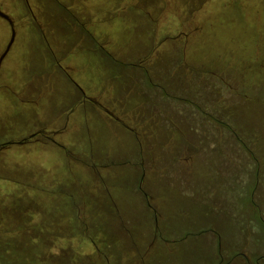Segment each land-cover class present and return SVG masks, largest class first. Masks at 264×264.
<instances>
[{
	"label": "rangeland",
	"instance_id": "rangeland-1",
	"mask_svg": "<svg viewBox=\"0 0 264 264\" xmlns=\"http://www.w3.org/2000/svg\"><path fill=\"white\" fill-rule=\"evenodd\" d=\"M62 1L0 0L18 26L12 30L0 17V58L15 35L0 59V177L12 181L0 178V264H216L220 248L226 263L238 250L259 263L264 0ZM167 8L176 9L184 24L193 23L188 31L200 26L187 60L195 72L188 69L185 79L180 71L177 83L167 69L176 58L174 42L163 37L177 22ZM143 59L151 62L150 77L162 71L169 82L174 92L166 97L175 103L174 114L207 121L209 133L183 137L162 129L153 146L169 173L145 153L146 195L136 188L143 147L132 127L110 121L85 99L99 90L126 108L147 111L151 105V116L158 102L167 109L162 95L145 103L144 93L156 92L146 81L135 82ZM71 63L79 70L67 72ZM135 114L136 128L150 117ZM37 131L40 142L27 139ZM138 138L148 150L151 137ZM221 145L225 151L250 150L258 172L253 160L224 162ZM153 177L165 179L155 192Z\"/></svg>",
	"mask_w": 264,
	"mask_h": 264
},
{
	"label": "crops",
	"instance_id": "crops-1",
	"mask_svg": "<svg viewBox=\"0 0 264 264\" xmlns=\"http://www.w3.org/2000/svg\"><path fill=\"white\" fill-rule=\"evenodd\" d=\"M130 1L137 2L136 5L139 4V2H141V0H130ZM60 2L65 4V2L62 1V0H60ZM146 3H152V2L149 1V2H146ZM36 6H37V4H36ZM0 9L2 10V7ZM171 11H173L175 13L174 16H175V20H176L177 24L173 27V30H172L171 33L170 32L163 33V37L172 36L171 39H169V40L174 42L171 45H172V49L174 50L173 52L175 54H172V55L176 56V58H174V60L171 61V63L169 64L167 69H169L170 75L174 76L175 82L177 83L176 78H180L177 75L180 71H184V73L186 71V74L183 76V78H185V79H188L191 76V75H188V69H189V73L190 72H192V73L195 72L193 69H191L190 64L187 62V60H188V57L190 56V52L192 51V53H193V50H194L193 45H195V41L197 39V35L199 34L198 32L200 30V26L198 25L197 27H193L190 31H188L187 29H190L189 27L193 23H190V25L184 24L181 21V18L178 17V15L176 13V9L169 10V8H167V12L168 13H170ZM144 14L148 15V13L146 11L144 12ZM7 15L12 19V21L14 23V28L16 29V27H18L17 23H16V20L11 15H9V14H7ZM192 26H194V25H192ZM183 30L187 31V36H182V37H179V38L175 39V36L179 32H181ZM188 33H189V35H188ZM158 34H160L159 31H158ZM164 34H166V35H164ZM149 59H143V60H139L138 61V64L136 65V67L139 68V71H141V73L138 75V78H136L135 82H138V81H141V80L146 81V82H148L149 86L152 87L155 90V92H156L154 94L145 92L144 93L145 103H148L146 97L150 98L153 95H158V96L162 95L163 96L162 100H167L168 103H169L166 106L167 109L163 108L161 106V102H158V104L160 105V107H158V112L156 114L153 112V115L151 116L152 108H150L151 105H149V103H148V105H149L148 109H147V111H145L143 106H135L134 108H128V107L126 108L125 105H123L121 102H119L116 99H113V97L109 96L107 93L104 94L102 91L99 92V90L94 91V93H92L91 96L85 95L86 97H88L90 99H94L96 101V103H93L90 100H88L92 104H94L95 107H97L102 112V114L107 119H109L110 121H113V122L116 121L118 123H120V122L124 123L123 121H126L127 124H129L132 127V130H129V132L134 137H137L138 145L140 146V143L142 144L143 151L141 150V158L139 159L140 172L138 173V182H137L138 185L136 187L137 190L138 191L140 190L141 192L142 191L144 192V189H143L144 179L143 178L145 177V174H146L145 173V167H144V161H143L144 158H145V153L148 156H152V158L154 160V164H155L154 166L155 167L157 166L161 173H163V174L164 173H169V169L167 167L168 166V162L164 163L162 161V155H159L157 152L154 151V146H156V144H154V146H153V143H154V139L153 138L154 137H159V133H160V131L162 129L167 127V130H169L170 132L176 130L178 132H181L180 134H182L183 137H189V136L190 137H195V136L197 137L199 135H202V137H209L208 136L209 133H207V131H206L207 128H208L207 127V123H206L207 121H203L201 124H198L196 122V120H194V121L193 120H187V121L186 120H182V119L178 118L176 114H174L175 111H176L175 103H172L166 97V95H168L169 92H174V91L168 89L167 85H168L169 82H166V80L163 81V79L161 78L162 71L159 72V73H156L155 76L153 75L154 71H153L151 77L148 75V71L147 70L151 69V62L149 63ZM178 61H180V62L182 61L184 63L183 66L175 67L174 62H178ZM128 64L132 65L131 63H128ZM185 64H187L189 68L186 69L185 66H184ZM68 68L70 70H68L67 72H73V71L76 72V71L79 70L78 67L76 65H73L72 63H71V65H68ZM178 68H180V69H178ZM198 72H200V71H198ZM203 74L204 75H209V73H207V74L203 73ZM66 75H69V73H66ZM213 75H215V74H213ZM218 76H220L222 78H227V77L228 78H232V80L235 81V79L233 77H230V76H225V77L222 76V75H218ZM153 82H158L159 86L158 87H154L153 86ZM180 85L181 84H179V88H180ZM178 89H177V86H176L175 91H177ZM142 94H143V92H142ZM103 108L108 109L111 112H113L114 115L118 118V120L115 119L114 117L110 116L109 114H107ZM135 113H142L144 115L146 113V114H148V116L150 115V117H148L146 120H143V122L140 121L139 124L136 125L137 126V128H136L134 126V123H135L134 119L132 118ZM137 115L139 116V114H137ZM162 117H164V118L162 119ZM168 122H169V124H168ZM170 122L173 123V124H174V122H179L180 125H175V126L172 127V126H169ZM162 125H164V127H162ZM197 127L199 129H197ZM33 131H35V130H33ZM58 132L60 133V131H57V133ZM140 136L141 137H151V138L148 139V142H147L148 150L144 148L141 139L138 138ZM42 138L43 137L35 138V142H40L39 139H42ZM228 138L230 140V138H232V137H228ZM209 141L210 140H208V142ZM51 143H53V142H51ZM54 144H56V143L54 142ZM167 144L169 146V143H166V145ZM184 148H185V145H184L183 149ZM149 151L151 152V154L149 153ZM221 152L222 153L219 156L227 164H229V165H231V164H236V165L240 164L241 165L242 164V158H241L242 151H241V149H238L236 151H235V149L234 150H230V151H225V150H223V146L221 145ZM182 153L180 154V156L182 155ZM180 158L178 159V161L182 165L183 161L180 160ZM1 179L4 180L2 183H5V184L12 183V181H10L8 178H1ZM149 179H150L149 180V184H150V182L152 180L153 184L155 185L153 190L150 189V186L152 187V184L150 186H148L149 189L152 190L153 192H155L154 190H155V187L157 186V183L159 181L165 180V179H162V178L161 179H157L155 177L149 178ZM7 182H9V183H7ZM143 192H142V194H143ZM146 199H147V204H149V205L152 202L155 205L157 204V201L155 200L156 198H146ZM154 213H155V210H154ZM156 213L158 214V219L161 220L162 216H161L159 210H157V207H156ZM249 222L252 223V218H250ZM260 252L264 253V250L260 249ZM215 263L218 264V258L217 257H216ZM234 264H244V263L243 262H234Z\"/></svg>",
	"mask_w": 264,
	"mask_h": 264
},
{
	"label": "flooded vegetation",
	"instance_id": "flooded-vegetation-1",
	"mask_svg": "<svg viewBox=\"0 0 264 264\" xmlns=\"http://www.w3.org/2000/svg\"><path fill=\"white\" fill-rule=\"evenodd\" d=\"M1 10V9H0ZM2 11V10H1ZM3 12V11H2ZM5 13V12H4ZM6 14V13H5ZM2 18V17H1ZM4 19V18H3ZM6 20V19H5ZM9 22V21H8ZM12 27V30H14V23H13V26H11ZM185 29V28H184ZM187 34V32L185 31V30H183V31H181V32H179L176 36H175V39L176 38H179V37H182V36H187L186 35ZM11 41V40H10ZM14 41V40H13ZM12 44H13V42L11 43V42H9V44H8V46H7V48H6V50L5 51H2V56L1 57H3V59H4V57H6V55H7V53L9 52V50H10V47L12 46ZM1 59V58H0ZM2 59V60H3ZM85 99L86 100H90L91 102H93V103H96V101L94 100V99H90V98H88V97H86L85 96ZM104 110H105V112L107 113V114H109L110 116H112V117H114L115 119H117L118 120V118L114 115V113L113 112H111L110 110H108V109H105V108H103ZM38 132H41V131H37V132H35V133H33L32 135H34V134H36V133H38ZM32 135H31V137H32ZM40 135H41V133H39V134H36V136H34L33 138H37V137H40ZM43 136L44 137H46V135L45 134H43ZM29 138V137H28ZM29 139H31V138H29ZM252 156H251V151L249 150V151H247V150H243V152H242V155H241V158H242V163H251V160H253V164H255V166H256V171L258 172V169H257V165H256V159H253V157L251 158ZM244 158H247V159H249V161L248 160H245ZM250 165V164H249ZM259 171H260V168H259ZM260 173V172H259ZM144 194L146 195V193L144 192ZM254 198V195H252V197H251V202H252V199ZM252 205V204H251ZM155 214H156V217H158V214L156 213V210H155ZM250 218L251 217H249V220H250ZM238 251H242V252H240L238 255H236L234 258H233V260L231 261V262H229V263H226L227 262V257L225 258V256H224V252L225 251H223L221 248L219 249V253H218V251H217V258H218V264H234V262H243L244 264H252V257H250V252H248V251H246V250H238ZM257 257H258V261H259V263H257V264H264V253H261V252H258L257 253ZM239 256H242V258H240Z\"/></svg>",
	"mask_w": 264,
	"mask_h": 264
},
{
	"label": "water",
	"instance_id": "water-1",
	"mask_svg": "<svg viewBox=\"0 0 264 264\" xmlns=\"http://www.w3.org/2000/svg\"><path fill=\"white\" fill-rule=\"evenodd\" d=\"M0 17H2V18H4V19H6L7 21H9V23H10V25L11 26H13V21H12V19L7 15V14H5L4 12H2L1 10H0ZM14 33H13V35H12V38H11V43L13 42V40H14ZM3 59V57H1V60ZM39 133H41V132H38V133H36V134H39ZM36 134H34V135H32V137H29V138H33L34 136H36ZM29 138H27V139H29ZM27 139H25L24 141H26Z\"/></svg>",
	"mask_w": 264,
	"mask_h": 264
}]
</instances>
